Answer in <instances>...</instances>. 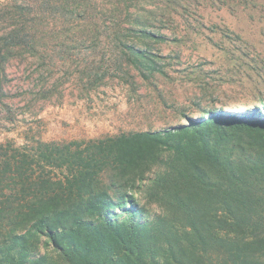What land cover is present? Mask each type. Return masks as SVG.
<instances>
[{"label": "trees", "instance_id": "16d2710c", "mask_svg": "<svg viewBox=\"0 0 264 264\" xmlns=\"http://www.w3.org/2000/svg\"><path fill=\"white\" fill-rule=\"evenodd\" d=\"M132 24L139 28L124 32L165 40L147 19ZM114 36L138 72L160 71L147 49ZM4 39L6 60L12 49L36 53L43 36L19 28ZM39 92L52 94L46 84ZM209 113L107 137L84 150L37 140L35 153L14 149L0 158V190L24 195L17 206L0 208V264H264V109L241 117ZM164 152L172 157L146 190L163 213L149 217L130 191ZM46 166L64 175L53 180Z\"/></svg>", "mask_w": 264, "mask_h": 264}, {"label": "rangeland", "instance_id": "374dc122", "mask_svg": "<svg viewBox=\"0 0 264 264\" xmlns=\"http://www.w3.org/2000/svg\"><path fill=\"white\" fill-rule=\"evenodd\" d=\"M40 1L0 0V48L19 28L43 36L36 53L12 49L0 59L1 159L14 149L35 153L37 140L84 150L121 133L186 124L208 111L223 118L263 113L264 0ZM136 18L150 21L165 40L124 32L139 28ZM114 34L147 49L160 71L138 72ZM41 84L50 96H42ZM168 157L164 152L130 191L149 217L163 213L146 190ZM44 171L53 180L64 175L48 166ZM9 195L13 201L0 208L24 202L20 191L2 185L0 199Z\"/></svg>", "mask_w": 264, "mask_h": 264}]
</instances>
